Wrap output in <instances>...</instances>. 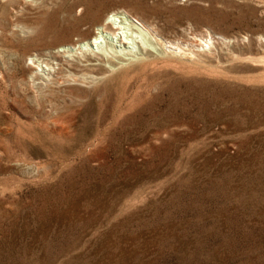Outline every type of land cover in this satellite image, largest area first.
<instances>
[{
    "label": "rangeland",
    "instance_id": "obj_1",
    "mask_svg": "<svg viewBox=\"0 0 264 264\" xmlns=\"http://www.w3.org/2000/svg\"><path fill=\"white\" fill-rule=\"evenodd\" d=\"M79 1L0 0V264H264V0H81L147 50L57 69Z\"/></svg>",
    "mask_w": 264,
    "mask_h": 264
},
{
    "label": "bare ground",
    "instance_id": "obj_2",
    "mask_svg": "<svg viewBox=\"0 0 264 264\" xmlns=\"http://www.w3.org/2000/svg\"><path fill=\"white\" fill-rule=\"evenodd\" d=\"M80 1L77 2V5H76L77 11L80 13L77 16L79 21H81V22H82V20L86 21V23L88 22L90 25H95L97 29H96V31H94V30L91 31L90 29H88L85 32H83L81 34L80 38L77 41H74L72 44H62V45L58 46L55 49V51H50L51 57H53L55 59L57 57H59V60L55 62L57 64V67H55V68H57V69L61 68V66L63 65L64 62H66V64L68 65L69 64L68 59L70 57L68 58L67 56L73 55V53H75L76 55L81 54L82 56H79V58L84 57V60H85L84 66L87 69L91 68L90 71H92V69H95L96 71L97 70L98 71L104 70L103 66L96 65L95 63H92L91 60H93V59L103 60V57H105V58L107 57L106 59H109V57L111 58L112 55H114L116 58H118L120 60H123V59L126 60L129 57L130 58L136 57V59H137V57H140L141 54H145L144 52L147 49H145L146 47L144 46L146 44L145 43L143 44L142 36L146 35V34L148 35L150 33L151 28L147 24H145L141 19H139L136 16L129 14L125 10H123V11L121 10V12L123 13V18H120V16L118 15L120 13V11H118L117 9H115L113 7L110 8V10H108V11L105 10V12H101L98 14V13H96L97 12L96 10H98V9H96L95 11H91V10L88 11L87 10L92 6L91 3H90L91 6L89 8H87V6H86L87 4H86L85 6L87 9H84L85 7L84 8L81 7L83 5V3H81ZM99 6H101V5H99ZM92 7H94V6H92ZM153 32H154V30H153ZM152 34H154V33H152ZM149 35L151 36V34H149ZM155 35H154V37H155ZM155 39H156V37H155ZM145 40H147V39H145ZM164 44H163V46H164ZM165 46L173 48V46L171 44L167 45V43H166ZM165 46H164V48H165ZM150 49H151V47H150ZM148 51H149V49H148ZM190 52H188V53H190ZM108 54H110L111 56L110 55L108 56ZM114 56H112V57H114ZM60 57H63V58H60ZM66 57L68 59H66ZM80 60H82V59H80ZM46 62H45V64L47 65L48 62L47 63ZM80 62H82V61H80ZM49 67H51L52 69L54 68V66L52 64H50ZM48 78H50V77H48ZM73 78H75V77H73Z\"/></svg>",
    "mask_w": 264,
    "mask_h": 264
}]
</instances>
